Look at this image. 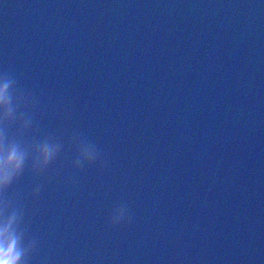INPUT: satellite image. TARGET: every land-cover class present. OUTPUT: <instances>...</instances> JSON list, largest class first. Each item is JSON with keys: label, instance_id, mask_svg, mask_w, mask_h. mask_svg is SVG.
<instances>
[{"label": "water", "instance_id": "obj_1", "mask_svg": "<svg viewBox=\"0 0 264 264\" xmlns=\"http://www.w3.org/2000/svg\"><path fill=\"white\" fill-rule=\"evenodd\" d=\"M226 264L174 0H0V255Z\"/></svg>", "mask_w": 264, "mask_h": 264}, {"label": "clouds", "instance_id": "obj_2", "mask_svg": "<svg viewBox=\"0 0 264 264\" xmlns=\"http://www.w3.org/2000/svg\"><path fill=\"white\" fill-rule=\"evenodd\" d=\"M0 264H14V258L8 254L0 255Z\"/></svg>", "mask_w": 264, "mask_h": 264}]
</instances>
